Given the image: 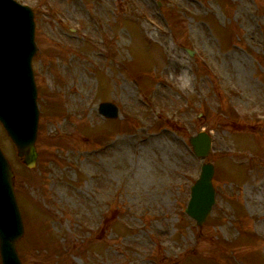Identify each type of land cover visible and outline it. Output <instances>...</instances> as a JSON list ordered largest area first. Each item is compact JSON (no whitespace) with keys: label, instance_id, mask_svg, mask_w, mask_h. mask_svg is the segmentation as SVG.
I'll use <instances>...</instances> for the list:
<instances>
[{"label":"rangeland","instance_id":"obj_1","mask_svg":"<svg viewBox=\"0 0 264 264\" xmlns=\"http://www.w3.org/2000/svg\"><path fill=\"white\" fill-rule=\"evenodd\" d=\"M17 1L35 12L41 106L34 167L0 123L23 263L264 264V0ZM207 162L199 226L185 210Z\"/></svg>","mask_w":264,"mask_h":264},{"label":"water","instance_id":"obj_2","mask_svg":"<svg viewBox=\"0 0 264 264\" xmlns=\"http://www.w3.org/2000/svg\"><path fill=\"white\" fill-rule=\"evenodd\" d=\"M34 14L14 0H0V120L16 144L27 166L36 164L39 110L32 69L36 53ZM101 112L116 117L117 109L102 105ZM197 156L210 152V137L191 138ZM212 165H205L201 178L192 189L188 213L202 224L212 208L214 189ZM13 172L0 148V253L3 264H22L17 241L24 233L14 191Z\"/></svg>","mask_w":264,"mask_h":264}]
</instances>
